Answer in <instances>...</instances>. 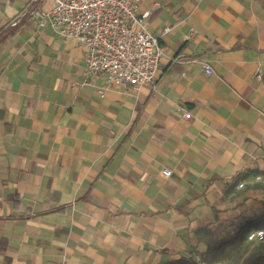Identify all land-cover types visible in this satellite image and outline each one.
<instances>
[{
    "label": "crops",
    "instance_id": "1",
    "mask_svg": "<svg viewBox=\"0 0 264 264\" xmlns=\"http://www.w3.org/2000/svg\"><path fill=\"white\" fill-rule=\"evenodd\" d=\"M50 7L0 0V264H169L264 227V0H142L158 78L102 96Z\"/></svg>",
    "mask_w": 264,
    "mask_h": 264
},
{
    "label": "built area",
    "instance_id": "2",
    "mask_svg": "<svg viewBox=\"0 0 264 264\" xmlns=\"http://www.w3.org/2000/svg\"><path fill=\"white\" fill-rule=\"evenodd\" d=\"M51 7L30 13L38 19L39 26L49 24L57 33L73 37L83 48L84 64L89 76L100 75L103 87L120 88L137 92L144 85H152L158 78L163 57L160 37L147 26L149 12H140L142 0H50ZM169 30L165 27L163 32ZM195 30L190 28L189 33ZM206 73L212 69L204 65ZM171 171L162 170L170 176ZM254 181L264 185V176H254ZM244 187V183H238ZM245 239L250 243L264 242V227L252 228ZM196 264H208L199 254Z\"/></svg>",
    "mask_w": 264,
    "mask_h": 264
},
{
    "label": "rangeland",
    "instance_id": "3",
    "mask_svg": "<svg viewBox=\"0 0 264 264\" xmlns=\"http://www.w3.org/2000/svg\"><path fill=\"white\" fill-rule=\"evenodd\" d=\"M247 229L224 224L202 230L199 236L208 245V253L200 256L208 264H264V242H247ZM190 259L192 262L187 259L169 264H196L193 258Z\"/></svg>",
    "mask_w": 264,
    "mask_h": 264
},
{
    "label": "trees",
    "instance_id": "4",
    "mask_svg": "<svg viewBox=\"0 0 264 264\" xmlns=\"http://www.w3.org/2000/svg\"><path fill=\"white\" fill-rule=\"evenodd\" d=\"M244 227H245V225H241L240 226V229H244ZM247 229V228H246ZM248 230H246V232H247ZM188 259V260H187ZM180 260H187V261H191V259L190 258H182V259H180ZM192 262V261H191Z\"/></svg>",
    "mask_w": 264,
    "mask_h": 264
}]
</instances>
